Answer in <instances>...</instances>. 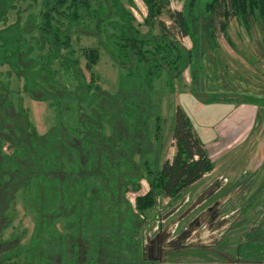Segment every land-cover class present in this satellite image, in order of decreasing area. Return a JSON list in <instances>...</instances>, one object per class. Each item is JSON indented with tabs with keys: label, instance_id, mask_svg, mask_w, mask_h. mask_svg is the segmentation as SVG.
<instances>
[{
	"label": "trees",
	"instance_id": "trees-1",
	"mask_svg": "<svg viewBox=\"0 0 264 264\" xmlns=\"http://www.w3.org/2000/svg\"><path fill=\"white\" fill-rule=\"evenodd\" d=\"M15 1L0 0V229L18 203L31 215L21 264H198L162 261L163 239L150 236L144 215L158 197L178 198L213 163L178 105L173 152L159 161L149 145L148 123L153 120L156 135L161 121L157 110L149 112L151 93L160 79L171 89L195 65L202 53L195 22L209 37L217 27L227 39L231 18L264 27V0H182L180 9H170L168 0H141L145 32L120 0H39L31 19L3 24ZM161 16L190 37V47L174 39ZM80 33L96 37V44L84 43ZM99 47L119 68L116 90L105 95L93 71ZM18 79L24 94L52 110L43 133L10 87ZM192 85L195 92L199 84ZM200 88L204 103L264 107V92ZM140 180L147 183L141 194ZM128 190L135 194L132 206L124 199Z\"/></svg>",
	"mask_w": 264,
	"mask_h": 264
},
{
	"label": "rangeland",
	"instance_id": "rangeland-1",
	"mask_svg": "<svg viewBox=\"0 0 264 264\" xmlns=\"http://www.w3.org/2000/svg\"><path fill=\"white\" fill-rule=\"evenodd\" d=\"M91 1L97 4L96 0ZM120 2L131 12L138 28L145 32L146 28L140 24L145 14L141 0ZM181 6L182 0H168L170 9H180ZM39 9V0H17L7 11L3 24L22 23L31 19L32 13L36 15ZM160 20L180 45L190 47V37L182 36L165 16ZM195 25L198 24L194 23L196 51L202 52L197 51L200 55L195 65L185 69L169 90L161 79L154 83L149 112L157 110L161 121L156 136L154 122L150 119L149 145L152 151L156 149L159 161L170 158L173 152L170 138L173 108L178 105L203 141L213 169L208 177L187 187L175 200L158 197L155 206L145 212L150 236L163 239L159 245L164 262L190 263L198 260L195 253L203 256V251L198 252L194 248H202L207 227L219 226L230 220L223 217L225 212L264 208V108L249 107L241 102L204 103L198 96L204 92L200 88L204 85L209 89L264 91V27L259 20L252 18H231L226 39L217 27L214 35L209 37L204 24H200L198 29ZM158 30L156 26L153 31L157 33ZM80 38L89 44L97 41L88 33H80ZM93 71L104 95L116 90L119 68L100 47ZM84 74L87 78V73ZM193 82L200 86L195 92ZM21 86L22 80L18 79L12 80L10 87L21 98L35 130L43 133L52 123V110L46 101L29 98ZM132 156L138 162V154ZM146 190L147 183L140 180L138 193ZM134 195L131 190L124 194V199L131 206ZM17 205L18 213L7 227L0 229V264H21L30 241L33 220L31 215L24 214L19 203Z\"/></svg>",
	"mask_w": 264,
	"mask_h": 264
},
{
	"label": "crops",
	"instance_id": "crops-1",
	"mask_svg": "<svg viewBox=\"0 0 264 264\" xmlns=\"http://www.w3.org/2000/svg\"><path fill=\"white\" fill-rule=\"evenodd\" d=\"M258 92L262 93L264 91ZM242 104L249 107L255 106L247 103ZM211 171L204 174L201 178L208 177ZM223 217H229L230 220L224 221L219 226L207 227L204 230L203 249L194 248L199 250L198 252L203 251V256L200 253H195V257L198 260L191 263L264 264V208L232 210L225 212Z\"/></svg>",
	"mask_w": 264,
	"mask_h": 264
}]
</instances>
